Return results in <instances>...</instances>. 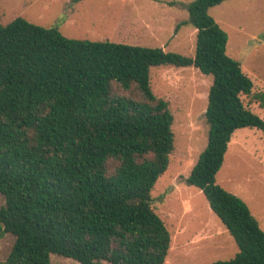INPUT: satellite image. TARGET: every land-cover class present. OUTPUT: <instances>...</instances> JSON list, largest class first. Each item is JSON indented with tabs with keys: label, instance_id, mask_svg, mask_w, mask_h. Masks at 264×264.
Returning a JSON list of instances; mask_svg holds the SVG:
<instances>
[{
	"label": "trees",
	"instance_id": "obj_1",
	"mask_svg": "<svg viewBox=\"0 0 264 264\" xmlns=\"http://www.w3.org/2000/svg\"><path fill=\"white\" fill-rule=\"evenodd\" d=\"M194 0L178 25L196 31L193 56L111 41L73 39L57 27L0 19V229L15 237L2 264H165L172 236L152 191L174 150L169 102L151 68L212 75L208 142L186 182L205 195L239 251L213 264H264V230L249 206L217 182L239 129L264 133L243 100L254 82L227 54L228 34Z\"/></svg>",
	"mask_w": 264,
	"mask_h": 264
},
{
	"label": "rangeland",
	"instance_id": "obj_2",
	"mask_svg": "<svg viewBox=\"0 0 264 264\" xmlns=\"http://www.w3.org/2000/svg\"><path fill=\"white\" fill-rule=\"evenodd\" d=\"M194 0H0V19L8 25L21 17L34 24L57 27L73 39L111 41L163 48L193 56L196 29L186 24L185 5ZM228 34L227 54L238 60L254 82L247 106L264 118V0H228L209 11ZM213 76L193 67L151 68L154 93L169 102L174 116V150L168 170L157 181L153 207L172 236L165 264H213L229 260L239 248L227 227L212 211L205 195L186 178L208 142L205 118ZM217 182L241 198L264 230V133L243 128L229 143ZM5 198L0 193V209ZM15 243L0 229V264ZM53 264H82L51 255ZM108 264V263H104Z\"/></svg>",
	"mask_w": 264,
	"mask_h": 264
}]
</instances>
